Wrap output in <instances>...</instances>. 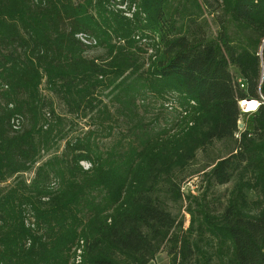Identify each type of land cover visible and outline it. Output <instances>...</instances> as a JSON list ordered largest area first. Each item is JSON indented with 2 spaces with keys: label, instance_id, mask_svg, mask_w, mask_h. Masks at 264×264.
Returning a JSON list of instances; mask_svg holds the SVG:
<instances>
[{
  "label": "trees",
  "instance_id": "16d2710c",
  "mask_svg": "<svg viewBox=\"0 0 264 264\" xmlns=\"http://www.w3.org/2000/svg\"><path fill=\"white\" fill-rule=\"evenodd\" d=\"M163 252L264 264V0H0V264Z\"/></svg>",
  "mask_w": 264,
  "mask_h": 264
},
{
  "label": "rangeland",
  "instance_id": "374dc122",
  "mask_svg": "<svg viewBox=\"0 0 264 264\" xmlns=\"http://www.w3.org/2000/svg\"><path fill=\"white\" fill-rule=\"evenodd\" d=\"M95 55H100L101 54V51H96L94 53ZM41 89V92L42 94L47 97V98H52L53 99V102H54V105H55V108H56V111L58 114H64L65 113V107L60 103V101L55 98L54 96H52V94L48 91L47 87L45 84H42V86L40 87ZM249 101H246V102H243L242 106V110L245 112V113H248V114H251L253 113V111L249 110V106L247 105ZM251 102V101H250ZM249 102V103H250ZM160 104V103H159ZM159 104H157L155 107L158 108L156 111L153 112V114H155V112H158L161 111L160 106ZM64 116L66 118H68V120H72L73 123L72 124H69V126L67 127V131L69 132V134L71 135H76V134H80L81 131H87L89 130L90 127H92L93 125L91 124V120L89 119H81V118H77V117H74V116H70V115H65ZM147 117H149V119H153L154 116L152 115V113L150 112ZM246 122L244 120H241L239 122V126L242 129H244V126H245ZM125 126V123H123L122 121H120L119 119L116 120L115 119V124H113V127L115 128L116 131L120 130L121 128H123ZM107 132H103L101 133V136H99L101 138V141H102V146L103 147H108L110 146L113 141H114V138H110V137H107L106 138V135ZM63 144H64V141H62V143L60 144L61 147V151H62V148H63ZM60 152V151H59ZM83 166H86V163L83 164ZM202 170H199L197 173L194 174V177L188 181H186L183 186H182V192L185 196H187L188 194L192 193L194 195H198V186L200 185V181H201V174H202ZM1 186H5V185H1ZM2 188V187H1ZM232 188V185H227V186H222V187H217L213 196L210 195L209 196V199L210 201L212 202L214 198H217V200H220V202H213V204H215V206H218V209L219 208H223L225 205H226V201H227V198H228V195H229V191L231 190ZM214 197V198H213ZM184 201V200H183ZM186 201H184V206H186ZM186 210V207L183 208V226H182V234H181V237H180V244H182V241L185 237V230H187L188 226H189V223H190V219L191 217H189L190 215L185 211ZM179 263V257L177 258H172L171 256H169L166 252H163L161 254H159L156 259L150 263V264H178Z\"/></svg>",
  "mask_w": 264,
  "mask_h": 264
},
{
  "label": "bare ground",
  "instance_id": "6f19581e",
  "mask_svg": "<svg viewBox=\"0 0 264 264\" xmlns=\"http://www.w3.org/2000/svg\"><path fill=\"white\" fill-rule=\"evenodd\" d=\"M249 110L255 111L257 109L258 104L255 101L248 102Z\"/></svg>",
  "mask_w": 264,
  "mask_h": 264
},
{
  "label": "built area",
  "instance_id": "2783aa9c",
  "mask_svg": "<svg viewBox=\"0 0 264 264\" xmlns=\"http://www.w3.org/2000/svg\"><path fill=\"white\" fill-rule=\"evenodd\" d=\"M81 40L83 41V42H85V43H88V44H90V42H88V41H86V40H84V38H82L81 37ZM243 104V102L241 103V105ZM259 105H260V103H259ZM242 108H243V106H242Z\"/></svg>",
  "mask_w": 264,
  "mask_h": 264
},
{
  "label": "water",
  "instance_id": "95a60500",
  "mask_svg": "<svg viewBox=\"0 0 264 264\" xmlns=\"http://www.w3.org/2000/svg\"><path fill=\"white\" fill-rule=\"evenodd\" d=\"M241 107H242V105H241Z\"/></svg>",
  "mask_w": 264,
  "mask_h": 264
}]
</instances>
